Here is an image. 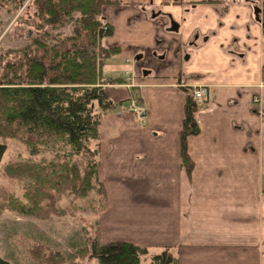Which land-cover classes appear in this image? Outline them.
<instances>
[{"label": "crops", "instance_id": "0c3cea01", "mask_svg": "<svg viewBox=\"0 0 264 264\" xmlns=\"http://www.w3.org/2000/svg\"><path fill=\"white\" fill-rule=\"evenodd\" d=\"M120 1L105 15L121 47L109 61L132 69L103 70L128 83L104 85L114 108L100 123L99 178L143 215L118 210L112 221L179 264H264V114L254 102L264 105V0ZM199 84L214 89L188 138V170L181 132ZM132 96L148 107L143 123L123 110Z\"/></svg>", "mask_w": 264, "mask_h": 264}, {"label": "trees", "instance_id": "16d2710c", "mask_svg": "<svg viewBox=\"0 0 264 264\" xmlns=\"http://www.w3.org/2000/svg\"><path fill=\"white\" fill-rule=\"evenodd\" d=\"M29 2L35 18L30 44L0 57V162L8 138L20 141L33 155L43 148L54 156L8 165L6 174L25 180L26 192L20 199L0 189V214L10 210L49 218L64 212L56 204L65 193L85 197L99 186L103 199L106 197L99 178L100 123L114 105L101 80L106 61L120 54L121 48L107 47L102 41L114 31L104 17L105 8L117 0ZM67 26L70 33L54 32ZM192 99L181 132L182 157L188 170L193 168L188 138L201 132L198 107ZM76 254L88 256L96 264H179L171 248L152 249L122 240L103 243L99 236ZM68 257L75 258L74 254ZM0 264L7 262L0 257Z\"/></svg>", "mask_w": 264, "mask_h": 264}, {"label": "rangeland", "instance_id": "374dc122", "mask_svg": "<svg viewBox=\"0 0 264 264\" xmlns=\"http://www.w3.org/2000/svg\"><path fill=\"white\" fill-rule=\"evenodd\" d=\"M29 1H24L22 4L21 0L17 2L2 0L0 2V57L6 56L8 51L22 49L30 44L31 32L34 31L32 24L35 22V18ZM119 4L121 1L117 0L115 4L107 6L104 17L106 14H110L112 6ZM113 11L116 12L117 9ZM105 19L107 20L106 17ZM107 22L111 25L110 21L107 20ZM54 32L70 33V26L54 30ZM110 37L103 39V44L107 47L117 45L114 43V38L109 40ZM14 56H11L12 59ZM110 59L106 61L103 67L106 76L110 78L117 74L122 76L125 70L131 71L130 64L118 63L117 59L109 61ZM0 70H2L1 65ZM129 80L131 82V78ZM123 81L106 80L104 76L101 80L102 83L104 82L103 85L128 83L127 80ZM262 84L264 85V82ZM195 86L198 85L193 87ZM202 86H209L212 91L214 89L211 85ZM255 98L258 99V102H255ZM209 102L197 106L198 111L200 108L208 106ZM254 102L260 107H264L259 96L254 97ZM123 110L125 113H129L127 106L123 107ZM6 143L7 149L0 162V189L23 199L26 192V181L9 177L5 171L8 165L20 160L39 162L43 158H52L54 153L42 148L40 152L33 155L24 144L16 139L8 138ZM110 181L106 180L105 182L103 180L106 183V185L103 183L106 190L104 199L99 192V186H96L85 197H77L69 193L61 195L56 205L64 212L54 213L49 218L25 216L5 210L0 214V257L7 264H96V261L90 260L88 256L80 257L76 253L98 236L101 242L106 243L109 239L128 241L125 239L128 232L112 221L116 211L132 209L136 211L137 215H143L142 208L135 205L137 203L130 206L131 203L121 202L123 196L118 192L119 187L113 186ZM137 188L146 189L147 187L138 186ZM112 204L115 207L111 211ZM147 210L153 209L147 208ZM102 216H105L104 225L101 221ZM71 254H74V259H68Z\"/></svg>", "mask_w": 264, "mask_h": 264}, {"label": "built area", "instance_id": "2783aa9c", "mask_svg": "<svg viewBox=\"0 0 264 264\" xmlns=\"http://www.w3.org/2000/svg\"><path fill=\"white\" fill-rule=\"evenodd\" d=\"M213 91L209 86L198 85L193 87L192 96L194 101L198 106L205 105L211 100ZM255 102H258V99L255 98ZM127 110L133 116L136 122H145L148 117V108L144 102H141L138 98H133ZM264 114V107H262Z\"/></svg>", "mask_w": 264, "mask_h": 264}, {"label": "flooded vegetation", "instance_id": "af4514ba", "mask_svg": "<svg viewBox=\"0 0 264 264\" xmlns=\"http://www.w3.org/2000/svg\"><path fill=\"white\" fill-rule=\"evenodd\" d=\"M173 26H176V25H173ZM175 29V28H174Z\"/></svg>", "mask_w": 264, "mask_h": 264}]
</instances>
